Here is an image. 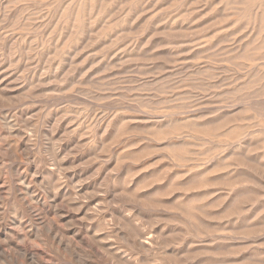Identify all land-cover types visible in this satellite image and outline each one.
Wrapping results in <instances>:
<instances>
[{"label": "rangeland", "instance_id": "rangeland-1", "mask_svg": "<svg viewBox=\"0 0 264 264\" xmlns=\"http://www.w3.org/2000/svg\"><path fill=\"white\" fill-rule=\"evenodd\" d=\"M16 1L0 264H264V0Z\"/></svg>", "mask_w": 264, "mask_h": 264}, {"label": "bare ground", "instance_id": "bare-ground-1", "mask_svg": "<svg viewBox=\"0 0 264 264\" xmlns=\"http://www.w3.org/2000/svg\"><path fill=\"white\" fill-rule=\"evenodd\" d=\"M18 1V0H17ZM16 1V2H17ZM5 4V3H4ZM61 7H62V5H61ZM65 7V6H64ZM7 8V7H6ZM127 9V8H126ZM24 10V9H23ZM131 11V10H130ZM24 12V11H23ZM76 12V11H75ZM96 12H98V11H96ZM126 12V11H125ZM106 13V12H105ZM112 13V12H111ZM5 14V13H4ZM20 14V13H19ZM82 14V13H81ZM88 14V13H87ZM262 14H264V10H263V13ZM5 17V16H4ZM17 20V19H16ZM104 21V20H103ZM20 22V21H19ZM89 23V22H88ZM99 24V23H98ZM16 27V26H15ZM137 27V26H136ZM9 29V28H8ZM80 31V30H79ZM121 32V31H120ZM67 35V34H66ZM112 36H113V34H112ZM111 37V36H110ZM112 38V37H111ZM93 39V38H92ZM91 39V40H92ZM76 40V39H75ZM89 40V39H88ZM108 43V42H107ZM12 44V43H11ZM127 45V44H126ZM60 47V46H59ZM58 49V48H57ZM122 49V48H121ZM25 51V50H24ZM45 53V52H44ZM9 58H11V57H9ZM252 59V58H251ZM46 62V61H45ZM180 62V61H179ZM10 63V62H9ZM12 65V64H11ZM49 72V71H48ZM26 84V83H25ZM28 86V85H27ZM136 90V89H135ZM254 94V93H253ZM178 97V96H177ZM231 108V107H230ZM231 129V128H230ZM248 134V133H247ZM181 145V144H180ZM172 146H170V148H171ZM239 149V148H238ZM241 151V150H240ZM181 175V174H180ZM141 238H142V236H141ZM147 239V238H146ZM148 243V242H147Z\"/></svg>", "mask_w": 264, "mask_h": 264}]
</instances>
